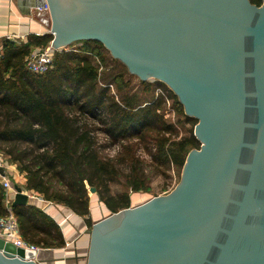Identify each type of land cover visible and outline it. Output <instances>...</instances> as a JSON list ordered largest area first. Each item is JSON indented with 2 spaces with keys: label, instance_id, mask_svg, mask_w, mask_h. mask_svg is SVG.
Instances as JSON below:
<instances>
[{
  "label": "water",
  "instance_id": "water-1",
  "mask_svg": "<svg viewBox=\"0 0 264 264\" xmlns=\"http://www.w3.org/2000/svg\"><path fill=\"white\" fill-rule=\"evenodd\" d=\"M46 1L54 47L101 41L198 120L175 190L92 205L86 264H264V0ZM16 190L13 205H27ZM43 250L0 236V264H55Z\"/></svg>",
  "mask_w": 264,
  "mask_h": 264
},
{
  "label": "trees",
  "instance_id": "trees-1",
  "mask_svg": "<svg viewBox=\"0 0 264 264\" xmlns=\"http://www.w3.org/2000/svg\"><path fill=\"white\" fill-rule=\"evenodd\" d=\"M251 2L260 5L262 0ZM53 38L50 32L32 33L26 41L4 40L0 45V152L25 172L28 190L84 216L91 214L88 187L99 190L103 186L108 190V183L116 175L114 159L105 157L98 147L107 145L100 143L99 133L105 135L108 145H123L135 138L146 141L148 134H155V157L165 168L183 167L189 152L200 148L201 141L194 133L198 120L186 114L178 95L163 81L158 84L167 96L160 94L147 104L141 103L136 94H122L118 99L109 85L120 81L117 87L122 92L130 82L124 77L127 70L115 76L100 74L89 56L75 50L56 51L52 67L44 74L29 71L27 56L35 47H47ZM78 42L87 52L94 50L92 43L95 50L106 47L95 39ZM114 60L123 63L118 58ZM143 84L147 90L152 88L151 83ZM168 99H173L179 114L193 124L191 133L173 141L170 148L171 137L166 134L172 135L175 128L164 118ZM124 147L126 150L127 144ZM126 159L137 164L133 153L129 158L120 156L119 160ZM57 180L66 184L65 192H51ZM129 185L135 191L149 189L136 172ZM105 202L112 212L131 206L128 192L119 199L108 194ZM12 209L27 242L42 249L65 246L60 225L43 209L31 204L13 205ZM7 212L5 191L0 184V217ZM88 222L90 227V218Z\"/></svg>",
  "mask_w": 264,
  "mask_h": 264
},
{
  "label": "rangeland",
  "instance_id": "rangeland-1",
  "mask_svg": "<svg viewBox=\"0 0 264 264\" xmlns=\"http://www.w3.org/2000/svg\"><path fill=\"white\" fill-rule=\"evenodd\" d=\"M45 16H46V20L49 21L50 20L49 13H47ZM44 29L46 30V32L51 33V27L49 26L48 22L46 23ZM82 47H83L82 42H74L66 47H62L58 49H60V51L75 50L81 52L80 54L89 56L93 64L97 66V69L99 70L100 74L107 73L108 75L115 76L117 73H120L122 70H127L124 77L125 80H129L130 82H128V85L125 86L122 92L119 91L117 87L118 82L120 81H116V83H112L109 85L110 92L114 94L118 99L122 94H136L141 103L147 104L149 101L156 99L160 94L161 95L165 94L164 96H167V92L165 91V89L158 84L160 80L158 79H155L154 81L142 80L137 74L132 73L126 64L116 62L114 60L116 57L113 56L112 52L107 47H105V49L103 48V49L95 50L96 45L92 43L91 47H93L95 50L94 51L91 48L90 50L92 52H87L86 49H81ZM35 48H40V47H35ZM102 58L104 59V61H102ZM39 74H44V73H39ZM143 82L151 83L152 88L147 90ZM167 86L170 89H172L169 85ZM163 112H164V118L170 124H173L175 128V131L172 135L170 133L166 134V136L171 137L170 141L168 142L169 144L168 147L170 148L171 146H174L172 144L173 141L180 140L182 137L187 136L191 133L193 124L190 121H187L183 115L179 114L173 99L167 100L166 107L164 108ZM194 133H195V127H194ZM104 136L105 135L103 133H99V140L100 143L105 142L103 144H107V145L103 148H100L101 147L100 145L98 147L99 149H101L105 157L114 159L116 164L115 165L116 175H115V179L112 180L110 183H108V190H106L105 187L103 186L102 187L100 186V189L98 190L94 186L96 188V191L92 192L90 189L91 187L90 186L88 187L87 196L89 198V204H88L89 210L91 209L92 205L97 202L99 203L101 202L102 204L106 205L105 201L108 194L119 199V196L125 192H128V194L130 195L131 206L141 204L153 198L156 195L164 196L170 194L173 190L176 189V187L182 180L184 166L179 167L173 165L171 167L165 168L164 165H162L160 161L156 159L155 154H157L158 151L156 140L158 139L156 138L155 134H148V139L146 141L143 140L139 141L138 139L135 138V139H131L130 142L124 143L123 145H121V143L108 145L109 141L105 139ZM125 144H127L126 150L124 147ZM1 153L8 159L10 165L14 164L16 166V168L13 171V174L16 173L15 171L17 169L18 172L24 174L26 178L25 172H22L19 169L20 166H18V164L14 162H11L8 156H6L3 152ZM131 153H133L134 157L136 158L137 164L129 159L128 160L126 159L125 161L119 160L120 156H125L126 158H129ZM133 172L140 174L141 178L145 181V184L149 186V189L144 188L139 191H135L131 189L129 185V179L133 174ZM23 190L27 192L25 188H23ZM65 190H67V186L65 183L59 180L53 182L51 192H65ZM48 202L50 203V205L57 204L66 207L65 204L57 202L56 200L55 201L48 200ZM83 217H84V223L86 225V230L90 234L94 223L93 220L91 219V214L84 215L82 216V218ZM89 218L92 224L90 227L88 226ZM68 222H71L70 219L68 220ZM75 240L76 238L72 240L68 236V240L66 239V244L64 248L67 247L68 245L72 246V243H75ZM70 249H72V247H70ZM68 251L69 249L66 250L65 252L69 253Z\"/></svg>",
  "mask_w": 264,
  "mask_h": 264
},
{
  "label": "crops",
  "instance_id": "crops-1",
  "mask_svg": "<svg viewBox=\"0 0 264 264\" xmlns=\"http://www.w3.org/2000/svg\"><path fill=\"white\" fill-rule=\"evenodd\" d=\"M32 3V0H0V45L4 40L22 42L27 40L29 34L46 33L44 29L45 21H47L46 14L37 13L32 7ZM15 172L14 183L25 188L30 195L28 204L35 205L52 216L60 225L65 239L68 240V236L72 240L76 238L72 246L67 244L68 246L65 248L43 250L42 253H44L45 258L48 260L57 258V263L55 262V264H86L90 234L86 230L84 217L82 218L81 215L68 210L65 206L50 205L48 200L44 199L41 194L32 190L28 191L25 187L27 179L24 174L18 172L17 169ZM69 219L71 222H68ZM68 249L69 253H66L65 251ZM76 256L80 258L79 261ZM50 262L53 261L51 260Z\"/></svg>",
  "mask_w": 264,
  "mask_h": 264
},
{
  "label": "built area",
  "instance_id": "built-area-1",
  "mask_svg": "<svg viewBox=\"0 0 264 264\" xmlns=\"http://www.w3.org/2000/svg\"><path fill=\"white\" fill-rule=\"evenodd\" d=\"M38 3L34 10L44 14L49 13L50 6L46 0H36ZM52 33V31H51ZM53 34V33H52ZM54 35V34H53ZM53 40L45 48H34L26 58L27 69L34 73H45L53 65L54 55L60 49L54 47ZM15 167L10 165L8 159L0 152V184L5 191V201L8 212L0 217V236L14 242L17 246L37 252L43 250L39 246L27 242L21 235L18 220L13 212V200L16 193V184L14 183Z\"/></svg>",
  "mask_w": 264,
  "mask_h": 264
},
{
  "label": "flooded vegetation",
  "instance_id": "flooded-vegetation-1",
  "mask_svg": "<svg viewBox=\"0 0 264 264\" xmlns=\"http://www.w3.org/2000/svg\"><path fill=\"white\" fill-rule=\"evenodd\" d=\"M79 260V259H78Z\"/></svg>",
  "mask_w": 264,
  "mask_h": 264
}]
</instances>
